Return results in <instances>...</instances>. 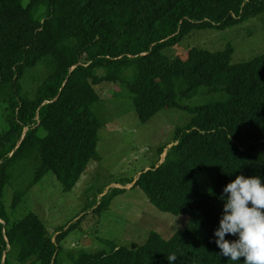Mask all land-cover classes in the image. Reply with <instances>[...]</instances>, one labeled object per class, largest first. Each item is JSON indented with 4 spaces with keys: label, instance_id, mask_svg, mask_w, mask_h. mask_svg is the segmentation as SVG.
I'll return each mask as SVG.
<instances>
[{
    "label": "trees",
    "instance_id": "16d2710c",
    "mask_svg": "<svg viewBox=\"0 0 264 264\" xmlns=\"http://www.w3.org/2000/svg\"><path fill=\"white\" fill-rule=\"evenodd\" d=\"M263 15L264 0H0V120L8 127L0 133V264H169L172 254L175 264H234L219 255L214 232L223 188L241 174L264 176V54L235 64L230 44L194 48L186 58L169 53L193 32ZM103 84L128 90L143 124L165 109L192 116L164 162L123 185L189 221L170 240L151 233L136 251L64 252L81 219L54 238L36 213L20 217V207L47 174L71 193L101 161ZM199 94L208 101L183 105ZM201 172L215 173V191L199 188ZM21 179L28 183L9 210L6 191ZM124 191H100L94 212Z\"/></svg>",
    "mask_w": 264,
    "mask_h": 264
},
{
    "label": "rangeland",
    "instance_id": "374dc122",
    "mask_svg": "<svg viewBox=\"0 0 264 264\" xmlns=\"http://www.w3.org/2000/svg\"><path fill=\"white\" fill-rule=\"evenodd\" d=\"M229 44L235 50L232 57L235 64L264 54V15L226 31L193 32L169 54L186 58L194 48L218 52ZM99 94L104 102L97 111L105 124L99 134L101 161L89 166L71 193H64L54 174H47L23 200L20 209L24 212L20 217L29 212L36 213L54 238L59 231L63 232L81 219L63 242L64 252L110 251L113 245L136 251L147 243L154 232L170 240L187 225L189 217L161 212L140 188L133 189L134 184L123 185L136 182L144 171L157 166L160 160V163L163 162L168 150L175 145L178 129L188 124L192 116L183 109H165L143 124L128 90L103 84ZM206 101L208 99L199 94L191 101H183V105L195 107ZM4 120H0V133L8 129ZM166 146L168 148L160 157L162 148ZM196 181L205 193L216 189L214 172H201L197 174ZM27 183L28 179H21L13 185V189H7L5 203L9 210L14 194ZM115 188L125 191L116 196L107 211L96 214L94 210L103 195ZM103 190L104 194L97 196Z\"/></svg>",
    "mask_w": 264,
    "mask_h": 264
},
{
    "label": "clouds",
    "instance_id": "9594fccd",
    "mask_svg": "<svg viewBox=\"0 0 264 264\" xmlns=\"http://www.w3.org/2000/svg\"><path fill=\"white\" fill-rule=\"evenodd\" d=\"M219 198L223 210L214 232L219 255L234 264L242 258L243 264H264V176L238 175ZM229 235L236 239H226ZM166 258L169 264L177 260L175 254Z\"/></svg>",
    "mask_w": 264,
    "mask_h": 264
},
{
    "label": "water",
    "instance_id": "95a60500",
    "mask_svg": "<svg viewBox=\"0 0 264 264\" xmlns=\"http://www.w3.org/2000/svg\"><path fill=\"white\" fill-rule=\"evenodd\" d=\"M163 162H164V161H163ZM163 162H162V163H163ZM162 163H161V164H162ZM0 222H1V221H0Z\"/></svg>",
    "mask_w": 264,
    "mask_h": 264
},
{
    "label": "crops",
    "instance_id": "0c3cea01",
    "mask_svg": "<svg viewBox=\"0 0 264 264\" xmlns=\"http://www.w3.org/2000/svg\"><path fill=\"white\" fill-rule=\"evenodd\" d=\"M138 180V179H137Z\"/></svg>",
    "mask_w": 264,
    "mask_h": 264
}]
</instances>
